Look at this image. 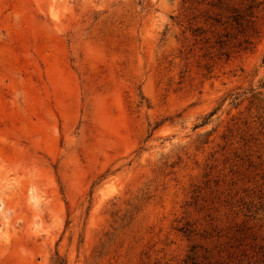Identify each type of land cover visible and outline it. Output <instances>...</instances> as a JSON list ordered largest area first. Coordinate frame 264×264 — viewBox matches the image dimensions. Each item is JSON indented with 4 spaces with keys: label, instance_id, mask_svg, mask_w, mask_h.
I'll return each instance as SVG.
<instances>
[{
    "label": "rangeland",
    "instance_id": "374dc122",
    "mask_svg": "<svg viewBox=\"0 0 264 264\" xmlns=\"http://www.w3.org/2000/svg\"><path fill=\"white\" fill-rule=\"evenodd\" d=\"M0 264H264V0H0Z\"/></svg>",
    "mask_w": 264,
    "mask_h": 264
}]
</instances>
